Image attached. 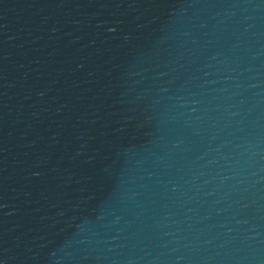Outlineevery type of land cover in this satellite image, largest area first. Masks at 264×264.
I'll use <instances>...</instances> for the list:
<instances>
[{
    "label": "water",
    "instance_id": "95a60500",
    "mask_svg": "<svg viewBox=\"0 0 264 264\" xmlns=\"http://www.w3.org/2000/svg\"><path fill=\"white\" fill-rule=\"evenodd\" d=\"M0 264H264V0H0Z\"/></svg>",
    "mask_w": 264,
    "mask_h": 264
}]
</instances>
